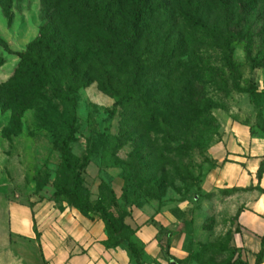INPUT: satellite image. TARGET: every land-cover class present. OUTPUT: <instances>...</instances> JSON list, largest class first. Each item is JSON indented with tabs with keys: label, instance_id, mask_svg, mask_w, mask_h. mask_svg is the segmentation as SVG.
I'll list each match as a JSON object with an SVG mask.
<instances>
[{
	"label": "rangeland",
	"instance_id": "374dc122",
	"mask_svg": "<svg viewBox=\"0 0 264 264\" xmlns=\"http://www.w3.org/2000/svg\"><path fill=\"white\" fill-rule=\"evenodd\" d=\"M78 2L0 0V264H47L40 223L35 218L33 239L12 234L11 206H29L37 216L43 210L54 233L63 210H79L72 198L57 193L74 184L61 153L72 102L55 99L46 82L32 81L24 62L8 50L33 57L41 52L50 58L63 92L73 89L69 67L81 60L78 75L88 85L79 90L76 139L69 156L82 172L81 194L91 206L104 205L117 222L127 214L125 219L132 223L130 205L119 198L128 179L138 195L145 191L138 208L148 215H165L169 230L185 236L189 255L175 264L230 263L237 253V215L250 192L216 186L217 166L208 148L233 122L247 123L264 136V64L255 69L248 57L251 45L255 53L264 52V0L254 1L249 12H242L237 0H228L233 22L225 16L222 0H152L155 13L132 46L130 2L118 0L113 32L103 31L102 38L90 25L92 13L77 15L82 11ZM54 34L57 40L49 46L36 45L41 36ZM229 37L237 74L226 69L218 83L208 80L192 86L178 74L173 83L164 80L170 86L158 88L153 98H166L173 112L170 116L164 111V119L160 113L158 125L153 110L142 109L139 99L132 115L126 105L115 107L124 100L138 64L146 67L170 55L175 61L194 58ZM58 43L65 47L59 56L54 51ZM15 85L17 94L11 91ZM143 155L145 168L137 170L135 160ZM157 169L167 182L162 193L158 183L149 180ZM147 192L158 197L150 199ZM130 227L135 229L130 224L123 234H133Z\"/></svg>",
	"mask_w": 264,
	"mask_h": 264
},
{
	"label": "trees",
	"instance_id": "16d2710c",
	"mask_svg": "<svg viewBox=\"0 0 264 264\" xmlns=\"http://www.w3.org/2000/svg\"><path fill=\"white\" fill-rule=\"evenodd\" d=\"M126 1L130 2L133 5L132 14L129 16L130 18L129 28L131 35L128 39V42L132 46L142 38L143 36V33H141L143 31L142 28L148 23L149 17H151V15L155 13V11L153 9L152 10L150 9V6L154 8L153 5L151 4L152 0H126ZM227 1L228 0H222L224 5L223 10L227 14L225 16L231 22H233V15L230 10L229 4L226 3ZM237 1L239 7L242 8L241 9L242 12H245L246 10L249 12L252 3L258 0H237ZM120 4L121 3L118 2V0H110L109 2H104V0H79L77 7L81 8L82 11L77 15L80 16L83 13H87V12L92 13L94 19H92L90 25L97 32L96 37L102 38L99 34H103V31L108 30L113 32L111 29V25L117 15L116 13L118 9H120L119 6ZM55 19L57 20L56 17ZM56 40L57 37L55 34L52 37H50V35L49 36L43 35L38 39L36 45L47 47L50 45L51 42H54ZM231 40H232L231 37H229L228 39L224 38L220 46L214 47L211 50L209 49L205 51L202 50L196 56H194V58H190V59L176 58L175 61V59L170 55L171 57L168 56L165 59L162 58L160 61L152 62L151 65L146 67H144L142 63L138 64L134 78L130 82L129 87L127 88V91L123 96L124 100H119L115 104V107L126 105L127 109L129 110L128 113L132 115V112L130 110H133L135 100L139 99L141 101V104L140 105L138 103L135 104L139 105L142 109L149 110V112L150 109L153 110L152 113L150 114L152 116V119L154 120V126L158 125V122L161 120L160 113H162L163 115L162 118L164 119L165 118L164 111L168 112L170 116L172 115L173 112L172 105H171V109L168 110L169 107L166 98L160 96L153 98L154 95L157 94L156 91L158 90V88H161L163 86L164 87L170 86V85L169 86L165 85L163 83L164 80L170 79V82L173 83L174 80L173 78L176 76V74H178L180 75V77H184L192 86V84H196L200 81L205 82L208 80L214 81L215 83L213 84H216L218 83L219 78H222L226 69H229L231 73L237 74V70L232 62L233 48L231 46ZM4 46L5 48H8L5 45V43ZM55 48L56 49L54 51H57L56 54L58 56L65 49L63 43H58L55 46ZM262 51L259 50L255 53L253 51L252 45L249 46L248 48V57L250 59L251 65L255 69L262 67V64H264V52ZM8 53L17 56L24 62V66L29 69V74L32 75V81L46 82L50 87V92L52 93V96L55 99L68 100L72 102L71 119L70 122L66 124L67 136L61 142V153H62V162L64 168L72 171L74 175V184L71 190H68L66 188H58L57 193L66 194L67 196L72 198L77 203L76 208H78L79 211L84 216L92 220L99 218L105 223V230L107 233L108 240L104 244L107 248H113L119 245H125L131 254L134 264H147L148 260L146 257L144 246L136 236L137 229L130 227L133 228L132 230L134 233L123 234L124 230L128 229V225H130L128 221L125 219L127 214L126 216H123L120 219V221L117 222L114 216L107 211V208L104 205H99L97 207L91 206L86 201V199L83 198L81 194V190L83 187L82 172L79 170V167H77L71 162L69 156L70 144L76 139L78 111L80 108L79 90H81L83 87L88 85L86 84L84 77H80L78 75L77 69L79 67V64L82 66V64L80 63L81 60L79 64H73L69 67V71L72 74L70 78L73 84V89H70V91L68 92H63L61 91V88L54 79V75H53L54 64L50 58L44 56L41 52L35 53L36 55L34 57L27 52H12L8 50ZM213 53H215L216 56H213ZM54 59L60 60L59 57ZM3 87H8V84H5V86ZM136 88H139L141 90H139V92H136ZM11 91L14 94L20 92L18 91L17 85H15V89L13 88L11 89ZM31 99H33V97H31L30 100ZM114 113L115 111H113L112 114ZM244 124L248 125L247 123ZM250 128L253 136H259L253 131L251 126ZM160 132L162 134V131ZM167 135H169V133ZM260 137H264V136H260ZM146 153L147 155H150L148 151H146ZM147 155H143L140 160L136 158L135 165L137 170H141L145 168L144 160L145 158H147ZM85 163H88L87 157L85 159ZM214 164L217 165V163L215 162ZM263 174H264V161L261 163L260 169L258 171L257 176L259 180L263 178ZM149 180L151 182L154 181L158 183L157 189H159L161 193L162 191L165 190L167 182L163 178V176L159 175L158 169L155 171L154 174L150 176ZM232 190L251 192L255 190V188L250 187L247 189H232ZM111 192L112 194H114L113 191ZM147 194L149 195L150 199H155L158 197V195L154 197L150 192H147ZM144 196H145V191H142L140 195H138L137 191H133L130 188L129 181L128 179H126L125 186L119 198L120 200L130 205L131 209H133V207L135 206L138 208L140 204L142 205L139 198L142 199ZM239 213L240 211L238 212V214ZM131 215H132V211H131ZM155 226L159 231L160 234L159 237L161 236V238L163 239V237H165L164 234H166L167 237L166 242L162 243V239L160 240L162 244L161 245L162 249L165 252H168L171 246L170 238L176 231L171 232L169 228H164L163 226L157 223H155ZM263 256H264V252L257 255L255 264H261L263 262ZM170 258L174 259L175 263L178 262L175 258L171 256ZM228 264H249V263L247 261L242 260L241 256L238 257L236 256L235 259H233Z\"/></svg>",
	"mask_w": 264,
	"mask_h": 264
},
{
	"label": "crops",
	"instance_id": "0c3cea01",
	"mask_svg": "<svg viewBox=\"0 0 264 264\" xmlns=\"http://www.w3.org/2000/svg\"><path fill=\"white\" fill-rule=\"evenodd\" d=\"M210 158L217 163L216 186L221 189L255 190L248 194L244 208L237 216L238 232L234 235L236 256L255 264L257 255L264 252V174L259 180L258 171L264 161V137L253 136L250 126L230 123L221 140L208 149ZM63 219L57 223V232L48 229L43 210L39 215L29 207L14 204L10 208V230L16 236L36 237L35 218L40 223L43 253L47 264H134L125 245L107 248L105 223L84 216L79 210L69 208L61 212ZM130 224L137 229L136 236L143 244L147 264H175L189 255L185 249V236L175 232L170 238V248L161 247V236L155 223L169 228L170 220L161 213L148 215L133 207ZM166 240L162 239V243ZM264 264V256L263 262Z\"/></svg>",
	"mask_w": 264,
	"mask_h": 264
}]
</instances>
